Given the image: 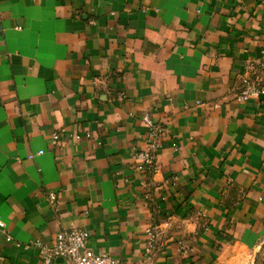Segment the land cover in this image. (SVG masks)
Instances as JSON below:
<instances>
[{
	"label": "crops",
	"instance_id": "0c3cea01",
	"mask_svg": "<svg viewBox=\"0 0 264 264\" xmlns=\"http://www.w3.org/2000/svg\"><path fill=\"white\" fill-rule=\"evenodd\" d=\"M263 43L264 0H0V264L70 228L126 264L151 231L155 264H264V99H235Z\"/></svg>",
	"mask_w": 264,
	"mask_h": 264
},
{
	"label": "built area",
	"instance_id": "2783aa9c",
	"mask_svg": "<svg viewBox=\"0 0 264 264\" xmlns=\"http://www.w3.org/2000/svg\"><path fill=\"white\" fill-rule=\"evenodd\" d=\"M235 99L242 103L264 99V43L260 47L258 59L249 63L247 72L240 76L239 88ZM142 123L147 127L148 132L143 149L135 153L134 159L137 165L136 170L140 173L151 174L156 169L157 153L161 147L165 129L161 125L153 123L147 115L142 117ZM53 139H57V136L54 135ZM41 154L42 151L37 153V155ZM28 158L32 159L33 155H30ZM55 200V195L49 193V203L54 205ZM0 231L7 243L12 242L10 235L7 233L6 226L1 220ZM147 235L149 236L146 245L147 255L142 264H155L152 253L156 235L152 231ZM89 238V233L79 228L61 229L57 231L52 241L46 242L37 238L31 244L24 245L23 248L34 249L42 264H51L55 258H63L69 264H126L108 255L93 253L88 247ZM16 247H20V245L16 243Z\"/></svg>",
	"mask_w": 264,
	"mask_h": 264
}]
</instances>
